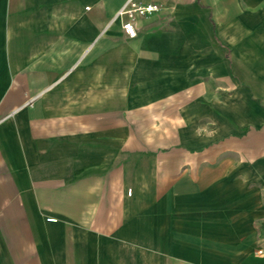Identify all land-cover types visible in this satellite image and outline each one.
<instances>
[{
    "label": "crops",
    "instance_id": "0c3cea01",
    "mask_svg": "<svg viewBox=\"0 0 264 264\" xmlns=\"http://www.w3.org/2000/svg\"><path fill=\"white\" fill-rule=\"evenodd\" d=\"M0 0V264H264V0Z\"/></svg>",
    "mask_w": 264,
    "mask_h": 264
},
{
    "label": "built area",
    "instance_id": "2783aa9c",
    "mask_svg": "<svg viewBox=\"0 0 264 264\" xmlns=\"http://www.w3.org/2000/svg\"><path fill=\"white\" fill-rule=\"evenodd\" d=\"M125 13L127 14L126 20L122 23V29L127 37L132 38L136 34L135 18L137 16H146L159 9L156 3L141 4L136 0H129Z\"/></svg>",
    "mask_w": 264,
    "mask_h": 264
}]
</instances>
